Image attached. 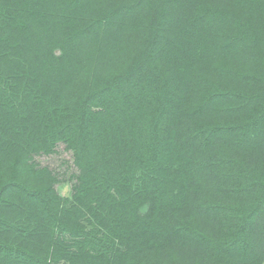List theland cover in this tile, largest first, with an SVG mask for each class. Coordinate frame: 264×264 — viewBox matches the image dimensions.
<instances>
[{"label":"trees","instance_id":"trees-1","mask_svg":"<svg viewBox=\"0 0 264 264\" xmlns=\"http://www.w3.org/2000/svg\"><path fill=\"white\" fill-rule=\"evenodd\" d=\"M0 264H264V0H0Z\"/></svg>","mask_w":264,"mask_h":264},{"label":"rangeland","instance_id":"rangeland-1","mask_svg":"<svg viewBox=\"0 0 264 264\" xmlns=\"http://www.w3.org/2000/svg\"><path fill=\"white\" fill-rule=\"evenodd\" d=\"M71 156V152L64 149L63 144H60L58 152L49 155L38 154L34 157L38 164L49 167L58 175L60 182L56 184V188L63 197L70 196L72 186L76 183L77 170L72 164Z\"/></svg>","mask_w":264,"mask_h":264}]
</instances>
